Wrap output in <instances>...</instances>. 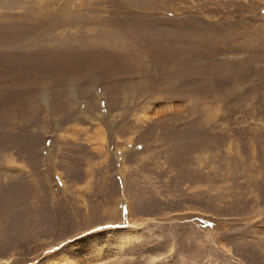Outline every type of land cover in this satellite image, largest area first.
<instances>
[{
    "label": "rangeland",
    "instance_id": "1",
    "mask_svg": "<svg viewBox=\"0 0 264 264\" xmlns=\"http://www.w3.org/2000/svg\"><path fill=\"white\" fill-rule=\"evenodd\" d=\"M45 261L264 264V0H0V264Z\"/></svg>",
    "mask_w": 264,
    "mask_h": 264
},
{
    "label": "bare ground",
    "instance_id": "2",
    "mask_svg": "<svg viewBox=\"0 0 264 264\" xmlns=\"http://www.w3.org/2000/svg\"><path fill=\"white\" fill-rule=\"evenodd\" d=\"M117 229H119V228H117ZM117 229H113V228H112V229H109L108 231H105L104 233H99V235H100L101 237L104 236V237H102V238H103V239H102L103 241H102L101 243H102V244L104 243V240H105L104 238H106L105 236H107V238H109V236H108L109 234L107 235V232H113V231L115 232ZM120 230H121V229H120ZM110 234H111V233H110ZM119 238H120V236H119L118 238H116V239H119ZM94 243H95V241H92L91 244H94ZM102 244H101V245H102ZM102 247H103V248H106V245L104 244V245H102ZM87 249L90 250V246H89ZM99 249H100V248L98 247V251H97V252H99ZM71 251H72V250H70V251H69V250H65V253H66V252H71ZM72 252H73V251H72ZM99 255H100V254H99ZM56 256H57V258H58L59 255H56ZM56 256H55V257H56ZM55 257H54V259L56 260ZM55 263H56V262H54V261H52V263H51V262H48V261H45V262H42V263H41V262H36V263H33V264H55ZM56 264H57V263H56ZM62 264H74V263H71V262L69 263L68 261H67V262L65 261V262H63Z\"/></svg>",
    "mask_w": 264,
    "mask_h": 264
}]
</instances>
